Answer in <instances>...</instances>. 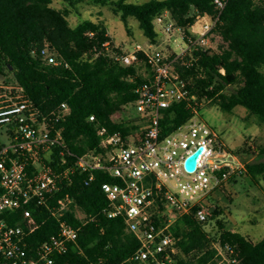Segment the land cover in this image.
<instances>
[{
  "label": "trees",
  "instance_id": "1",
  "mask_svg": "<svg viewBox=\"0 0 264 264\" xmlns=\"http://www.w3.org/2000/svg\"><path fill=\"white\" fill-rule=\"evenodd\" d=\"M55 1L0 0V77L11 75L42 115H50L62 103L70 107V114L58 124L67 149L64 156L55 150L51 163L58 168L74 165L77 157L91 151L104 153L100 146L103 135L120 132L124 138H142L144 118L133 117L130 112L137 100V86L148 78L138 73L135 63L124 65L105 50L104 44L110 40L105 24L92 20L70 24L69 15L78 11L84 0H59L64 4L62 9L53 6ZM87 2L109 6L128 30L129 20L136 19L145 36L155 43L159 37L155 20L166 11L178 24L186 25L194 20L192 12L215 10L214 0ZM217 33L222 39L217 51L201 53L190 68L178 66L181 76L190 83L191 94L197 97L199 111L206 101L226 113L242 106L264 120V0H229ZM45 49L62 64L50 63L43 54ZM138 57L146 59L143 52ZM232 86L235 88L227 91ZM190 101L173 104L165 111L162 137L194 117L195 104ZM260 151L264 155V146ZM91 174L75 168L71 181L49 197L51 206H58L66 197L72 199L61 218L35 202L2 215L9 225L31 231L25 240L29 254L57 235L60 220L65 219L79 230L78 239L68 243L66 252L54 256L55 264H137L129 259L140 243L127 231L122 217L108 216L110 202L102 189L105 183L119 180L104 170H94L93 180ZM241 174L256 182L259 177L264 181V161L247 163ZM218 201L213 192L208 202L217 204L213 213L217 217L221 214ZM208 221H199L195 209L177 218L171 226L178 239L175 264H218L221 251L225 256L237 257V264H264V237L255 242L228 229L225 220L219 218L216 228L208 231Z\"/></svg>",
  "mask_w": 264,
  "mask_h": 264
},
{
  "label": "built area",
  "instance_id": "2",
  "mask_svg": "<svg viewBox=\"0 0 264 264\" xmlns=\"http://www.w3.org/2000/svg\"><path fill=\"white\" fill-rule=\"evenodd\" d=\"M228 2L214 0L213 13L192 12L194 20L186 25L178 24L169 11L156 18L155 25L161 28L167 44L145 53L149 76L137 86V100L133 103L145 123L143 136L138 140L134 136L124 138L120 132L108 135L101 132L100 146L104 153L91 151L77 157L74 165L57 168L51 163L55 150L60 156L67 154L58 124L70 114L68 104L62 103L50 115H42L21 87H14L16 93L5 94L0 100V130L7 127L10 144L3 145L0 141V264H55L54 256L66 252L68 243L78 239L79 230L61 219L59 233L29 254L25 240L31 231L9 225L2 217L5 212L35 202L61 218L72 199L66 197L58 206H51L49 197L71 181L75 168L92 173L90 180L95 177L94 170H104L119 180L105 183L102 189L110 202L108 216L122 217L127 231L140 243L129 259L131 262L175 264L178 239L171 226L178 217L194 209L199 221L209 220L217 205L208 200L229 176L228 170L233 164L241 172L245 170L239 158L224 147L218 133L196 119L200 112L197 97L191 94L189 81L178 71V66L195 65L201 53L216 50L217 28ZM43 54L50 63L62 64L48 50H43ZM190 100L195 104L194 117L162 137L165 111L173 104L191 103ZM94 119L92 116L91 120ZM200 147L204 150L196 169L189 171L186 161ZM224 261L237 264L238 258L224 256Z\"/></svg>",
  "mask_w": 264,
  "mask_h": 264
},
{
  "label": "rangeland",
  "instance_id": "3",
  "mask_svg": "<svg viewBox=\"0 0 264 264\" xmlns=\"http://www.w3.org/2000/svg\"><path fill=\"white\" fill-rule=\"evenodd\" d=\"M151 1L163 0H128V3L145 4ZM53 6L62 9L64 4L58 0L53 3ZM85 20L105 24L110 37L109 42L104 44L105 50L124 65L135 63L138 73L143 78H148L149 69L145 59L140 60L138 53L143 52L145 56L146 52L152 51L157 45L165 46L167 44L164 33L161 32L158 25H155L159 33L155 43L145 36L136 19L129 20L130 29L128 30L120 17L109 6L91 5L87 0L80 3L78 11H72L69 15L72 26ZM221 43L222 39L217 35L214 44L217 47L215 51L218 50ZM170 51H172L171 48ZM12 79L11 75L0 77V100L6 97L5 94L14 90L16 85ZM234 88V86L228 87L227 91ZM130 113L133 117H139L134 109ZM196 119L207 123L216 131L226 148L233 151L241 164L264 161V155L260 151L264 146V120L249 114L246 108L239 106L234 112L226 113L219 106L204 101ZM0 141L3 145L10 144L7 127L0 130ZM233 166L228 170L230 171L229 176L214 192L215 199L219 200L221 214L218 217L212 214L206 229L213 231L216 228L217 218H219L225 220L228 229L238 231L258 242L264 237V181L261 177L258 178V182L253 181L242 175L240 169L236 168V164ZM79 215L82 216L81 213ZM223 254L220 253L221 256H217L218 264H226L225 254Z\"/></svg>",
  "mask_w": 264,
  "mask_h": 264
},
{
  "label": "water",
  "instance_id": "4",
  "mask_svg": "<svg viewBox=\"0 0 264 264\" xmlns=\"http://www.w3.org/2000/svg\"><path fill=\"white\" fill-rule=\"evenodd\" d=\"M204 147H200L196 150L186 161V167L189 171H194L197 166L198 158L202 154Z\"/></svg>",
  "mask_w": 264,
  "mask_h": 264
}]
</instances>
